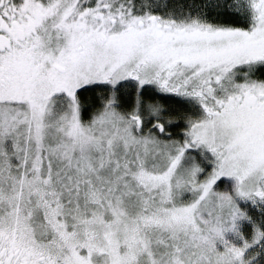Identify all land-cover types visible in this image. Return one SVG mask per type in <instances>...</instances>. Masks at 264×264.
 Returning <instances> with one entry per match:
<instances>
[{"label": "snow or ice", "instance_id": "1", "mask_svg": "<svg viewBox=\"0 0 264 264\" xmlns=\"http://www.w3.org/2000/svg\"><path fill=\"white\" fill-rule=\"evenodd\" d=\"M0 264H264V0H0Z\"/></svg>", "mask_w": 264, "mask_h": 264}]
</instances>
